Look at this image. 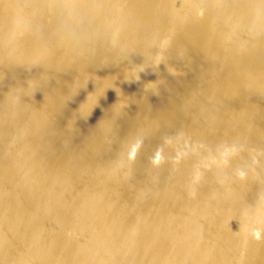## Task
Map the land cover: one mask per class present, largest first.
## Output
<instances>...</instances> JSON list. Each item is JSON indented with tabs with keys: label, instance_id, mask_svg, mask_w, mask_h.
<instances>
[{
	"label": "water",
	"instance_id": "water-1",
	"mask_svg": "<svg viewBox=\"0 0 264 264\" xmlns=\"http://www.w3.org/2000/svg\"><path fill=\"white\" fill-rule=\"evenodd\" d=\"M0 264H264V0H0Z\"/></svg>",
	"mask_w": 264,
	"mask_h": 264
}]
</instances>
